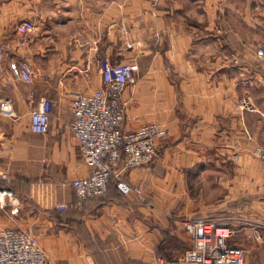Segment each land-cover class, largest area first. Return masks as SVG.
Instances as JSON below:
<instances>
[{"label": "crops", "instance_id": "1", "mask_svg": "<svg viewBox=\"0 0 264 264\" xmlns=\"http://www.w3.org/2000/svg\"><path fill=\"white\" fill-rule=\"evenodd\" d=\"M225 1L0 0V99L13 112L0 114L8 179L0 187L14 197L0 209V229L35 237L52 264H177L189 236L168 212L208 222L204 203L216 211L244 203L264 219V164L253 154L264 149V56L254 54L264 49V0ZM22 18L33 28L18 38ZM100 58L137 65L120 92V130L155 122L166 135L149 166L123 172L144 202L109 185L77 210L69 186L58 185L88 172L68 130L69 98L100 85ZM18 59L32 68L27 83L17 78ZM41 97L51 110L46 132L34 134L28 112ZM239 98L252 109L239 108Z\"/></svg>", "mask_w": 264, "mask_h": 264}, {"label": "built area", "instance_id": "2", "mask_svg": "<svg viewBox=\"0 0 264 264\" xmlns=\"http://www.w3.org/2000/svg\"><path fill=\"white\" fill-rule=\"evenodd\" d=\"M258 4L254 3V7ZM33 24L22 18L14 26V33L22 38L30 32ZM254 54L264 56V49L256 46ZM1 56V49H0ZM17 78L22 82L32 79V68L23 59L16 60ZM137 65L134 61L111 63L105 58L97 60L100 85L89 91L71 92L69 98L70 121L68 130L76 142L81 162L87 168L85 176L69 181H60L59 186H69L73 194V206L78 209L90 198L101 196L108 179L113 180L115 191L120 195L133 193L144 202L138 190L123 178L129 168L147 166L155 157L157 142L166 135L164 127L155 122L143 123L136 129L123 132L120 124L123 118V103L120 92L133 79ZM248 85L251 83L246 82ZM32 92L27 94V102L32 103ZM238 107L252 109L246 98H240ZM51 102L41 97L28 112L27 128L31 133L46 132ZM0 114L13 116L10 99H0ZM236 146V143H232ZM255 157L264 164V149L256 147ZM232 158H238L236 153ZM8 179L0 170V182ZM12 191L0 187V209L13 205ZM66 205L56 204L55 209H65ZM189 235L190 247L182 252L177 264H244L246 251L240 246L227 244L228 235H216L213 223L202 219L181 221ZM255 233V231H253ZM255 240L260 239L255 236ZM0 264H52L49 257L38 246L35 237L20 229H0Z\"/></svg>", "mask_w": 264, "mask_h": 264}, {"label": "rangeland", "instance_id": "3", "mask_svg": "<svg viewBox=\"0 0 264 264\" xmlns=\"http://www.w3.org/2000/svg\"><path fill=\"white\" fill-rule=\"evenodd\" d=\"M225 2H229V1L227 0ZM226 9H227L226 10L227 13L226 12L225 13L230 15L231 12L229 6L226 5ZM246 85L248 86L247 83ZM239 100L240 98L238 99V103ZM233 142L236 143L235 147L232 144ZM230 147L233 151L230 155V158L234 163H236L238 158L234 160L232 158V154L236 153L237 142L235 140L232 141ZM236 154L238 156V153ZM149 165L150 164H148L147 166ZM208 174L212 175L211 177H213L214 175L213 172H209ZM209 190L211 191V194L208 195H211V197H213L214 189H209ZM204 205H206L204 216L208 217L207 221L213 223L214 234L223 235L217 233V231L225 230L226 231L225 235L226 234L228 235V230L231 231V234H229L225 238L227 244L239 245L246 251L244 264H254L257 261L264 264V219L263 218L254 216L251 213H249V211L246 209V204L244 203L240 204L239 209L237 210H229L230 208H228V209H222L221 211L215 210L216 204L214 203V201L206 204L204 203ZM168 215L176 217L175 220L177 222V225L181 227L182 231H184L188 237L189 235L185 231L181 221H179L182 217L177 216L172 211L168 212L167 216ZM253 231H255V233ZM185 233L183 234L185 235ZM255 236H257L260 239V242L259 240H255ZM165 264H171V263H165Z\"/></svg>", "mask_w": 264, "mask_h": 264}, {"label": "trees", "instance_id": "4", "mask_svg": "<svg viewBox=\"0 0 264 264\" xmlns=\"http://www.w3.org/2000/svg\"><path fill=\"white\" fill-rule=\"evenodd\" d=\"M109 185H111V187L113 188V190L115 191V189H114V186H113V180L110 178V179H108V181H107V183H106V187H105V191H106V189H107V187L109 186ZM105 191H104V193L101 195V196H99V197H97V198H90V199H99V198H101L104 194H105ZM116 192V191H115ZM117 193V192H116ZM118 194V193H117ZM118 195H120V194H118ZM121 196H124V195H121ZM86 202V201H85ZM85 202L82 204V206L80 207V208H78L77 210H80V209H82L83 208V206H84V204H85ZM73 208H75L74 206H72ZM76 209V208H75ZM233 245V244H232Z\"/></svg>", "mask_w": 264, "mask_h": 264}, {"label": "bare ground", "instance_id": "5", "mask_svg": "<svg viewBox=\"0 0 264 264\" xmlns=\"http://www.w3.org/2000/svg\"><path fill=\"white\" fill-rule=\"evenodd\" d=\"M217 233L224 235L226 233V231L225 230H218Z\"/></svg>", "mask_w": 264, "mask_h": 264}]
</instances>
